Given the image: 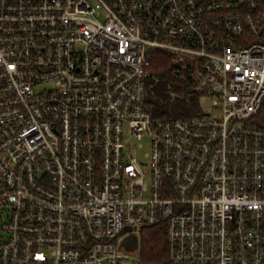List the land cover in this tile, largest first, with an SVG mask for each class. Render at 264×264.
<instances>
[{
    "label": "built area",
    "instance_id": "1",
    "mask_svg": "<svg viewBox=\"0 0 264 264\" xmlns=\"http://www.w3.org/2000/svg\"><path fill=\"white\" fill-rule=\"evenodd\" d=\"M156 50L196 115L147 111ZM161 221L165 264H264V0H0V264H120Z\"/></svg>",
    "mask_w": 264,
    "mask_h": 264
},
{
    "label": "trees",
    "instance_id": "2",
    "mask_svg": "<svg viewBox=\"0 0 264 264\" xmlns=\"http://www.w3.org/2000/svg\"><path fill=\"white\" fill-rule=\"evenodd\" d=\"M146 109L155 118H177L196 115L198 98L188 70L179 67L168 52L154 51L150 56ZM185 76V77H184ZM169 257L167 230L164 222L141 228L137 264H165Z\"/></svg>",
    "mask_w": 264,
    "mask_h": 264
},
{
    "label": "rangeland",
    "instance_id": "3",
    "mask_svg": "<svg viewBox=\"0 0 264 264\" xmlns=\"http://www.w3.org/2000/svg\"><path fill=\"white\" fill-rule=\"evenodd\" d=\"M38 89H40V87H38ZM132 141V144H134L135 140H131ZM143 143H144V149H141L140 150V156L142 157L143 156V153L145 151L148 150V146H149V140L148 138H145L143 140ZM136 144V143H135ZM138 263V256H137V253H133L130 255V258H124L120 261V264H137Z\"/></svg>",
    "mask_w": 264,
    "mask_h": 264
},
{
    "label": "water",
    "instance_id": "4",
    "mask_svg": "<svg viewBox=\"0 0 264 264\" xmlns=\"http://www.w3.org/2000/svg\"><path fill=\"white\" fill-rule=\"evenodd\" d=\"M123 244L125 245V247L129 250H132L136 247L137 245V238L135 237L131 242H128L127 239H125L123 241Z\"/></svg>",
    "mask_w": 264,
    "mask_h": 264
}]
</instances>
